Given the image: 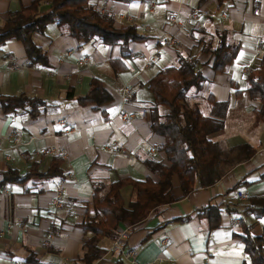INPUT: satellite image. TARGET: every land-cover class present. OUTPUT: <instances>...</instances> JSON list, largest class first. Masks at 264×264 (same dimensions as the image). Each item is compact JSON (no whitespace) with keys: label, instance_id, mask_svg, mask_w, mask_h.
<instances>
[{"label":"crops","instance_id":"1","mask_svg":"<svg viewBox=\"0 0 264 264\" xmlns=\"http://www.w3.org/2000/svg\"><path fill=\"white\" fill-rule=\"evenodd\" d=\"M30 1L0 0V24L8 12ZM47 6L43 2L39 12ZM87 6L110 16L114 28L134 27L145 39L129 43L131 56L123 58L117 45L91 40L79 46L55 23H48L32 35L46 55L45 67L29 66L18 42L0 46V95L36 97L44 103L34 119L25 111L5 115L0 109V264H81L82 239L89 234L78 225L92 213L93 188L102 190L124 178L156 179L143 160L166 164L158 149L163 138L149 128L151 116H162L164 109L153 110L147 83L160 69L176 66L178 57L194 60L204 78L199 90H188L187 105L198 107V100L207 95L228 103L223 130L210 139L222 150L247 145L253 151L229 167L225 164L240 157L239 151L220 157L221 172L214 184L196 187L183 198L174 188L172 203L137 224H120L118 234H126L121 250L110 251L113 238L98 239L105 254L93 264H130L123 258L126 250L134 253L135 264H250L234 234L239 233L240 219L253 236L264 231V216L241 212L264 198V125L253 119L257 103L246 92L244 73L258 67L264 47V0H89ZM218 33L225 34L237 53L223 72L214 73L202 42L213 38L212 47ZM115 59L125 66L116 74L109 65ZM93 79L101 82L110 102L78 105L76 98L85 95ZM125 87L132 94L123 102ZM67 90L72 98H65ZM199 111L208 114V109ZM121 112L130 119L121 121ZM117 146L120 152L114 151ZM49 149L52 154L45 155ZM53 157L62 162L59 177L2 183L7 169L20 176L32 168L44 172ZM239 181L244 185L229 192ZM126 188L120 189L123 201ZM57 189L59 206L54 207ZM240 190L246 196L237 201ZM127 197L125 205L134 200L132 192ZM204 205L219 208L217 229L208 231L205 220L197 218L195 211ZM186 216L185 222H172Z\"/></svg>","mask_w":264,"mask_h":264},{"label":"trees","instance_id":"2","mask_svg":"<svg viewBox=\"0 0 264 264\" xmlns=\"http://www.w3.org/2000/svg\"><path fill=\"white\" fill-rule=\"evenodd\" d=\"M89 0H31L27 6L8 12L6 19L0 24V46L7 41L21 44L27 64L35 67H45L47 58L44 51L34 44L32 35L41 33L48 23H55L79 46L91 40H98L107 46L117 45L121 57L131 56L127 45L145 39L136 32L134 27L117 29L113 27L112 19L107 14H100L87 6ZM117 1V0H113ZM47 2V9L39 12V7ZM213 38L203 39L202 50L211 54L210 69L221 73L231 63L237 53V47L226 43L224 33ZM114 74L125 70L119 60H109ZM204 78L200 69L192 59L178 57L176 66L160 69L148 80L147 88L153 99V110L162 107V116H151L150 131L163 138L158 147L165 157L166 164L152 160H143L146 168L155 176V180L145 177L143 180L131 178L119 179L106 185L104 189L93 188L91 196V214H85L78 225L83 234L78 258L81 264H93L104 254V248L97 245L100 238L118 236V226L134 225L148 217L155 209L174 201L172 190L176 188L179 197L183 198L196 187L205 188L218 180L221 172L219 159L233 151H239L240 157H234L225 164L233 165L249 157L253 149L240 145L233 149L222 150L218 143L210 137L223 130L227 102H215L211 95L205 97L208 104V114L202 115L197 105H187L185 98L189 89H200ZM246 92L249 98L257 103L252 115L256 124L264 125V47L259 57L258 67L245 77ZM238 96V92L234 93ZM67 90L65 98H72ZM110 95L103 89L100 81L93 79L85 95L76 98L78 105L102 106L110 102ZM44 106L41 99L36 97L1 96L0 109L3 114L25 111L29 118L34 119ZM152 111V110H151ZM154 112V111H153ZM61 159L53 157L44 172L34 168L20 176L16 171L7 169L2 173L3 184H22L27 180H50L60 176ZM175 180V184H173ZM244 184L239 181L229 192ZM129 187L134 200L124 204L120 189ZM197 218L204 219L208 231L219 227L218 207L204 205L197 209ZM243 215L253 214L264 216V198L255 204L242 208ZM188 216L177 218L172 222L182 223ZM239 233L234 234L243 245V250L250 264H264V231L259 236L250 233V226L242 219L238 222ZM157 229V228H155Z\"/></svg>","mask_w":264,"mask_h":264},{"label":"built area","instance_id":"3","mask_svg":"<svg viewBox=\"0 0 264 264\" xmlns=\"http://www.w3.org/2000/svg\"><path fill=\"white\" fill-rule=\"evenodd\" d=\"M82 61H86V59H83ZM12 69H13V71H17L18 68L16 66H13ZM244 73L248 74L249 70L246 69L244 71ZM131 94L132 93L129 90V88H127V87L123 88V90H122V101L124 102V101L128 100L131 97ZM130 117H131L130 115H127V114H125L123 112H121L119 114V119L121 121L128 120V119H130ZM121 149H122L121 147L117 146V147L114 148V151L115 152H120ZM50 154H52V149H49V150H47L45 152V155H50ZM58 155H59V157L63 158L64 157V151L63 150H59ZM245 196H246L245 192L243 190H240V191H238L236 193L235 197H236L237 201H242V200L245 199ZM59 198H60V191L57 189V190H55V192L53 194V199H52V204H53L54 207H58L59 206ZM125 238H126L125 232H120L118 234V236L115 239H113L112 245L110 247V251L116 252L118 250H121ZM164 243H165V241L161 240V244H164ZM133 254L134 253L131 250H126L123 253V258H125L128 262H130V264H135V262L133 260ZM149 264H160V263L152 262V263H149Z\"/></svg>","mask_w":264,"mask_h":264},{"label":"rangeland","instance_id":"4","mask_svg":"<svg viewBox=\"0 0 264 264\" xmlns=\"http://www.w3.org/2000/svg\"><path fill=\"white\" fill-rule=\"evenodd\" d=\"M197 104H198L199 109L203 113H205L206 112V109H208V104L206 102L205 97L203 99L202 98L199 99L198 102H197ZM126 191L128 192L127 194H124V193L122 194V197L124 198L125 203H127V201H128L127 195L129 194V192H131L129 188H126Z\"/></svg>","mask_w":264,"mask_h":264}]
</instances>
